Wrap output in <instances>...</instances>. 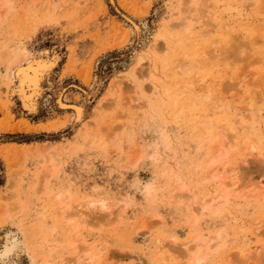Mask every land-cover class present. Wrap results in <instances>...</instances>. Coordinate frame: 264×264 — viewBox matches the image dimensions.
<instances>
[{"label":"rangeland","instance_id":"rangeland-1","mask_svg":"<svg viewBox=\"0 0 264 264\" xmlns=\"http://www.w3.org/2000/svg\"><path fill=\"white\" fill-rule=\"evenodd\" d=\"M247 1L0 0V264L76 262L85 244L97 256L92 264H185L189 240L199 235L206 243L218 233L219 247L205 254L202 246L196 264L264 263V199L202 212L211 190L207 158L220 140L204 135L199 121L213 104L216 111L229 108L212 115L214 124L244 113L240 127L254 126L248 145L264 154V0ZM185 14L187 29L178 26ZM223 21L230 33L215 30ZM231 35L238 42L255 38L258 58L245 59L253 52L240 43L234 48L242 59H224ZM212 42L223 47L215 59ZM17 54L24 64L54 62L37 109L26 110L17 93L11 74ZM208 88L209 100L194 108L193 98L203 99ZM59 99L69 105L61 107ZM75 104L85 111L78 122ZM238 139L227 165H242L243 184L264 181L262 157L244 163L248 154ZM46 165L57 172L44 182ZM164 169L191 183L194 204L179 199ZM92 200H105L112 215L91 208ZM64 207L75 212L70 223L77 228L70 232L58 220ZM195 217L199 228L190 226ZM158 245L164 254H157ZM98 248H104L100 255Z\"/></svg>","mask_w":264,"mask_h":264},{"label":"bare ground","instance_id":"bare-ground-1","mask_svg":"<svg viewBox=\"0 0 264 264\" xmlns=\"http://www.w3.org/2000/svg\"><path fill=\"white\" fill-rule=\"evenodd\" d=\"M209 1V0H208ZM239 1V0H238ZM244 1V0H243ZM249 1V0H248ZM247 1V2H248ZM251 1V0H250ZM248 2V3H252V2H254L255 0H253V1H251V2ZM206 3V2H205ZM205 3L203 4V5H205ZM241 3V2H240ZM239 3V4H240ZM231 4H232V2H231ZM244 4H245V2H244ZM212 5V4H211ZM241 5V4H240ZM248 5V4H247ZM251 5V4H250ZM207 6H209V4L207 5ZM242 6V5H241ZM213 7V6H212ZM206 8V7H205ZM205 10V9H204ZM213 11V10H212ZM211 12V11H210ZM186 14H187V12H185ZM185 14V16H183V17H181V21H180V23H179V25L178 26H180L181 28L183 27V28H186L187 29V26L190 24V18L187 16ZM207 14V13H206ZM210 14H212V13H210ZM214 14H212V16H213ZM216 15V14H215ZM212 16H208V17H211V20H212ZM224 18H225V16H224ZM225 20V19H224ZM213 21V23H214V20H212ZM211 23V25L213 24L211 21H209V19H208V21H207V23ZM224 23L222 24V23H219V25H217V28H215L216 27V25L215 26H213L214 28H215V30H218V29H220V28H218V26H220V27H222V30H223V27H224V32L227 34L228 32L230 33V30L228 31V32H226V28H228L227 27V23L225 24V21H223ZM218 22H216V24H217ZM211 27V26H210ZM226 27V28H225ZM208 28V27H207ZM230 28V27H229ZM211 30H212V27L210 28ZM210 29H208V30H210ZM203 31V30H202ZM213 32H215L214 30H212ZM219 31V30H218ZM218 31H216V32H218ZM205 32H206V30H205ZM208 32V31H207ZM222 33H224L223 31H221ZM224 33V34H225ZM232 33H234V32H232ZM212 34V33H211ZM204 36H205V34H204ZM209 36V35H208ZM232 37V39H230V41L229 42H227V44L228 45H226V46H224V51H226V52H224V53H226V56H223L222 55V57L224 58V57H226L227 58V60H228V58H229V60L231 61V58L233 59H235V60H239L240 58L242 59V55H243V53L242 52H240V50L239 49H237L238 47H236V48H234V45H236V44H239L238 46H241L242 45V47L244 46V48L247 50L246 52L248 53V52H253V54H249L250 56H248V55H246V58L245 59H248L249 60V58H250V61H252L251 59H253V58H258V52H257V50L259 51V49H257L256 47H257V42H256V40H255V38L254 39H252V40H250V42L249 41H247V40H245L244 42L243 41H239L238 42V40L237 39H235L236 37H233V35H231ZM245 37V36H244ZM243 37V38H244ZM210 38H212V36L210 37ZM229 38V37H228ZM217 40H219L218 38H216ZM237 40V41H236ZM257 40H259V39H257ZM213 41V40H212ZM250 44V45H247V42ZM217 43V42H216ZM240 43H241V45H240ZM244 43V44H243ZM259 43V42H258ZM211 46V45H210ZM237 46V45H236ZM219 46H217L216 44H215V42H214V44H213V42H212V50L210 51V53H213V52H215L216 54H214L213 56H212V58H214L215 59V55L218 57V54H219V51H220V53L222 52L223 53V47L221 46L220 48H218ZM241 47V48H242ZM18 50V49H17ZM7 51V50H6ZM10 52V51H9ZM18 52H19V50H18ZM16 53V52H15ZM20 53L21 52H19V55H20ZM25 53V52H24ZM27 53H29V52H27ZM26 53V54H27ZM218 53V54H217ZM246 53V54H247ZM264 52H262V54H263ZM18 55V54H17ZM17 55H15L16 57H17V59H15V57H14V59H15V61H14V63L13 64H11V66L12 65H14L15 66V68L13 69V72L14 73H12L11 72V74H14L13 76H12V78L14 77V78H16L17 77V87L16 88H18V92L17 93H19V95H20V97L22 98V102H23V106L26 108V110L27 109H34V108H36V106H37V104H38V95L41 93V91H42V89H43V87H42V84H43V82H44V80H45V77L46 76H48L49 74H50V71H51V69H52V67H53V65H54V62L52 61V59L51 60H47V59H29V62L26 60V62H28V63H26V64H24V63H22V62H24L25 60H23L22 61V58L19 56H17ZM29 55V54H28ZM221 55V54H220ZM219 55V56H220ZM264 55V54H263ZM8 56V58H6L5 59V61H8L10 58H12V56L11 55H7ZM11 56V57H10ZM45 56V55H44ZM236 56H240L239 58H237ZM245 56V55H244ZM23 57V56H22ZM29 57H30V55H29ZM221 57V56H220ZM219 57V58H220ZM221 57V58H222ZM249 57V58H248ZM259 57H260V55H259ZM24 59H25V57H23ZM27 58V57H26ZM35 58V57H34ZM39 58V57H38ZM47 58V57H46ZM226 58H224V59H226ZM243 58V59H244ZM8 59V60H7ZM213 59V60H214ZM240 59V60H241ZM228 60V61H229ZM212 61V60H211ZM224 61V60H223ZM229 61V62H230ZM244 61V60H243ZM214 62V65H215V61H213ZM225 62L226 63H228L226 60H225ZM233 62V61H232ZM249 62V61H248ZM205 64H207L208 62H204ZM204 63H202V64H204ZM210 64L212 63V62H209ZM208 63V64H209ZM231 63V62H230ZM1 64H2V62H1ZM213 64V63H212ZM212 64H211V66H212ZM201 65V64H200ZM200 65H199V67H200ZM213 65V66H214ZM230 66V65H229ZM10 67V66H9ZM13 67V66H12ZM196 67H198V66H196ZM206 67V66H205ZM12 69V68H11ZM11 69H9V71L11 70ZM181 69L182 70H184V68H183V66L181 67ZM180 69V70H181ZM12 71V70H11ZM9 73V72H8ZM181 73H184V72H181ZM9 75H10V73H9ZM200 75V74H199ZM177 78V77H176ZM13 80V79H12ZM179 81V80H178ZM179 83V82H178ZM157 84V83H156ZM163 84V83H162ZM186 84V83H185ZM160 85V84H159ZM184 85V84H183ZM158 86V85H157ZM164 86V85H163ZM154 87H155V85H154ZM158 87H160V86H158ZM169 87V86H168ZM182 87H184V86H182ZM166 88V87H165ZM164 88V89H165ZM157 89V88H156ZM164 89H163V92H164ZM205 90V89H204ZM211 90V89H210ZM210 90H209V88H208V91H207V95H204V97H203V99H198V98H193V107L194 108H196L203 100H209L208 99V97H210L209 95V92H210ZM159 91H161V89L159 90ZM249 91V90H248ZM248 91H246L247 92V94H248ZM164 93H166V92H164ZM250 94H253V93H250ZM12 95V94H11ZM18 95V94H17ZM42 96V95H41ZM160 96L162 97L163 95L162 94H160ZM251 97V96H250ZM212 98V97H211ZM215 99H213V101H214ZM234 101V100H233ZM232 101V102H233ZM238 101H239V98H238ZM237 101V102H238ZM251 101V100H250ZM240 102V101H239ZM58 103L60 104V106L61 107H66L67 105H69V104H67V103H65L62 99H59L58 100ZM202 103H204V102H202ZM214 103H215V101H214ZM242 105L241 106H243V105H246V102L243 100V101H241L240 102ZM239 103V104H240ZM235 104H237L238 105V103H234V105ZM204 105V104H203ZM212 105V104H211ZM229 105L231 106V103H229ZM233 105V104H232ZM237 105H236V107H237ZM214 106V108L213 109H211V112L210 113H208L207 114V120L205 119V120H200L199 121V123L201 122V132L205 135V134H209V139L210 140H214L216 137H219V140H220V145L218 146V148H216V149H213L214 151H215V154H213L209 159L207 158V165H208V167L210 168V173H209V175H208V178L206 179V180H209L210 182H211V184H210V187H211V190H210V198L209 199H207V201L205 200V202H204V204L202 205V212H206V211H209V213L211 212V213H213V214H216V213H221L225 208H223L224 206H231V201H235V200H239V199H243V200H245L246 202H248V201H251V199L253 200H255V199H257V201H258V199H259V201H261L260 199H264V181H262L261 179H254V181H253V179H251V180H249V181H247V183L246 182H244V183H246V184H243L242 182L243 181H239V179H240V176H241V172H242V170H244L243 169V167H241L242 165H240L239 164V162H237V165L236 164H232L231 166H228L227 165V162L229 161V159H231L232 157L230 156L229 157V154H230V152L231 151H233L236 147L238 148V143H239V141H237V140H239L238 138H242L244 141H243V145H241V146H243V149L242 150H244L243 152L245 153H247L248 154V156H247V159L246 158H244V159H242L243 160V162L244 163H247L248 161H254V162H259L258 161V159L256 158V157H262V160H263V162H264V154H262V152H259L258 154H256L255 153V150H256V148L254 147V146H250V145H248V142H247V140L248 139H246L245 137L247 136V134L250 132V131H254V126H253V124L252 125H248L245 129H242V127H240V122H242V118H244L243 116V114L242 113H240V110H238L239 111V113H237V116H235V118H233L232 120H230V121H227V122H222V123H218V124H214V122H213V120H212V115L214 114H218L217 112H219L220 113V111L221 110H223V111H221V112H224V110H228L229 108H227V109H223V108H226L225 106L223 107V108H219V109H217V110H219V111H216V110H214V109H216L215 108V104H213L212 105V107ZM216 106H217V104H216ZM229 106V107H230ZM240 105H238V107H239ZM250 106V105H249ZM74 110H75V120L78 122V121H80L82 118H83V116H84V113H85V111H84V107L82 106V105H72L71 106ZM233 107V106H232ZM235 106L232 108V109H237ZM245 106H243V108H244ZM241 107H239V109H240ZM243 108H241V110H244ZM248 108V107H247ZM37 109V108H36ZM230 109H231V107H230ZM234 109V110H235ZM256 109H259V108H256ZM261 110V109H260ZM259 110V111H260ZM210 111V110H209ZM231 112H232V110H230ZM31 112V111H30ZM225 113V112H224ZM249 114V113H248ZM231 116V115H230ZM229 116V117H230ZM232 116H233V114H232ZM249 116V115H248ZM219 117V116H218ZM225 117V116H224ZM227 120V119H226ZM226 120H224V121H226ZM228 120H229V118H228ZM234 121V122H233ZM238 122H239V124H238ZM244 122V121H243ZM215 123H216V121H215ZM52 124V123H51ZM55 124V123H54ZM238 124V125H237ZM55 126V125H54ZM53 126V127H54ZM56 126H57V124H56ZM47 127V126H46ZM107 127V126H106ZM238 128H241L240 130H238ZM105 129V128H104ZM115 129V128H114ZM106 133V132H105ZM264 136V135H263ZM208 139V140H209ZM263 140H264V137H263ZM240 143H241V140H240ZM116 144H114V146H115ZM119 146V145H118ZM240 146V147H241ZM242 148V147H241ZM155 150H156V148H155ZM241 152V151H240ZM212 153H214V152H211V154ZM155 154V153H154ZM156 155V154H155ZM154 155V156H155ZM249 156H251V157H253V159H251V157L249 158ZM255 159L257 160V161H255ZM231 162V161H230ZM243 162H241V163H243ZM250 162H248V163H250ZM263 162L261 163V161H260V163L261 164H263ZM231 163H234V162H231ZM260 163H258V164H260ZM239 164V165H238ZM260 164V166H259V168L260 169H262L263 168V166ZM47 166V165H46ZM132 166V165H131ZM203 166V165H202ZM261 166H262V168H261ZM241 168H242V170H241ZM57 169V168H56ZM261 173H259V178H262V177H264V171H261V170H259ZM54 172H57L56 170L54 171L53 169H51L50 168V166H47L46 167V169H45V171H44V175H43V177H44V182H47L48 181V179L50 178V176L52 175H54L55 173ZM172 172V171H171ZM163 174L169 179L170 177H171V175H172V177H173V183H174V185H175V187L178 189V191H179V194H177V195H179L178 197H180L179 199H184V198H186L187 199V201L188 202H193L194 201V197L195 196H193L192 195V193H191V187H190V185H191V183L189 182V183H187V181H185L183 178H182V176L180 175V174H178L176 171L175 172H173V173H170V171H169V169H164L163 170ZM243 174V173H242ZM164 177V176H163ZM42 179V178H41ZM202 179H203V176H202ZM244 179V178H243ZM171 180V179H170ZM194 180V179H193ZM205 180V181H206ZM245 181V180H244ZM20 182H19V180L16 182V185L17 184H19ZM190 184V185H189ZM171 185V184H170ZM193 188V187H192ZM246 188H250L249 190H245ZM147 198L148 199H151L152 197H153V187L152 186H149V187H147ZM45 191H47V189H46V187H45V189H44V192ZM176 197V196H175ZM175 197H173V202H175L176 200H174V198ZM61 199H62V193H59L57 196H56V198H55V201L57 202V204H60V201H61ZM197 199V198H196ZM253 200V201H254ZM123 203V202H122ZM122 203H118L117 205H122ZM89 204L91 205V208H95V209H97V211H99V212H103V213H106L107 211H108V214L109 215H112L111 213V211L110 210H108L109 208H108V204H107V202H105V200H101V201H95V200H92V201H90L89 202ZM181 204V203H180ZM193 204H194V202H193ZM193 204H190L191 206L193 205ZM197 205H198V202L196 203ZM195 204V205H196ZM237 204V203H236ZM127 205V203L126 204H123L122 206L123 207H125ZM246 205V204H245ZM198 207V206H197ZM59 208V207H58ZM79 208L80 209H83L84 208V206L81 204L80 206H79ZM195 210L197 209L198 210V208H194ZM195 210H193V212L191 213V214H195L196 213V211ZM198 213H201V212H199V211H197ZM208 213V214H209ZM203 214V213H202ZM74 216H75V212H71V213H68L67 212V208L66 207H64V208H61L60 210H59V212H58V220L59 219H61L60 221H63L64 223H66L67 224V227H66V229H67V231H73L74 229H76L77 228V225H74V224H72V223H70L71 221H73V218H74ZM120 215L119 214H116V216L115 217H119ZM119 219V218H118ZM82 220H85V218L84 217H82ZM122 218H121V220H119V221H121L122 222ZM197 219H196V217H195V220L190 224V226H192L193 228L194 227H196V228H199L198 227V220L196 221ZM83 222V224H84V221H82ZM183 230V229H182ZM216 234V233H215ZM174 236H172V238H173ZM196 237V236H195ZM222 238H224L223 237V235H222V233H218V234H216V235H214L208 242H206V243H204V240H202L201 239V237H199V235L196 237V238H194L192 241H193V243L194 244H192L193 246H190L191 245V240H189L188 242L190 243V245H187L186 243V245H187V247L185 248V251H183L182 252V254H183V256H184V258H185V264H192V263H199V261H196L194 258V256L196 255V254H198L199 252H200V249H201V247L202 246H205V250H206V252H205V254H207L208 252L210 253L211 251H214L215 249H217L218 247H219V241L220 240H222ZM80 239V238H79ZM173 240V239H172ZM171 241V240H170ZM174 241V240H173ZM166 243V242H165ZM162 244H164V242L162 243ZM164 246H166L165 244H164ZM158 247H159V251L161 252V254L160 253H158V251H157V254H159V255H162V252H163V254L165 253L164 251V248H163V245L161 246V245H158ZM259 247H261V246H259ZM264 248V247H263ZM101 249L102 248H98V251H99V255H100V253H102L101 252ZM104 249V248H103ZM102 249V250H103ZM162 249L164 250V251H162ZM261 251H262V249H260ZM81 252H78V254L76 255L77 256V258H75L76 256H73L75 259H76V262H75V260H74V262H75V264H92V259L94 258V257H97V256H94V254L92 253V251H94L93 250V246H91V245H82L81 246V250H80ZM96 251V250H95ZM261 254V253H260ZM159 258V257H158ZM264 258V257H263ZM262 258V259H263ZM156 259H157V257H156ZM163 259V258H162ZM197 259V258H196ZM158 260H160V259H158ZM200 260V259H199ZM73 262V258H72V260H70L67 264H73L74 263ZM184 263V262H183ZM156 264H163L162 262H161V260L158 262H156ZM264 264V263H263Z\"/></svg>","mask_w":264,"mask_h":264},{"label":"trees","instance_id":"trees-1","mask_svg":"<svg viewBox=\"0 0 264 264\" xmlns=\"http://www.w3.org/2000/svg\"><path fill=\"white\" fill-rule=\"evenodd\" d=\"M26 141H29V140H26Z\"/></svg>","mask_w":264,"mask_h":264}]
</instances>
